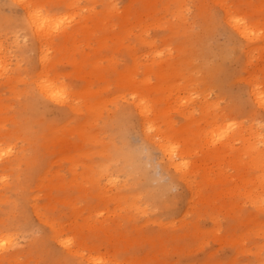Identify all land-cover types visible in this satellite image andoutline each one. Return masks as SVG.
Returning <instances> with one entry per match:
<instances>
[{
	"label": "rangeland",
	"instance_id": "374dc122",
	"mask_svg": "<svg viewBox=\"0 0 264 264\" xmlns=\"http://www.w3.org/2000/svg\"><path fill=\"white\" fill-rule=\"evenodd\" d=\"M214 1L37 0L34 6L44 14H54L57 22L48 41L41 40L39 44L19 24L15 27L17 35L7 29L0 31V49L5 50L1 54H5L8 67L7 74L0 70V140L2 144H16L24 155L12 166L6 155L0 157V172L6 170L5 174L0 173V235L3 231L5 235L4 240L0 236V243L5 245L0 244L1 252L4 251L0 253V261L3 260L0 264H264V182L255 179L261 171L247 167V162L239 165L229 157L218 160L204 155L207 150L220 147L236 124L243 125L241 134L245 137L252 136L248 127L253 121L263 127L259 130L264 134V103L252 95L249 81L253 77L260 89L264 88V51L249 52L251 47L228 23L223 7L227 4L233 15L244 10L250 18L263 21L264 0ZM0 2V24L5 22L9 27L13 22L15 26L9 16L12 11L23 15L22 8L7 4L6 0ZM108 5L116 11L113 15L105 14ZM126 7L131 11L143 10L146 26L142 28L140 21L130 16L128 26L131 25L132 32L128 39L122 33L120 18ZM94 15L97 16L93 18ZM84 21L87 29L85 26L75 32L73 27ZM69 30L72 36L65 38ZM139 36L141 40L153 41L152 45L139 42ZM260 36L250 45H264ZM39 51L41 54L47 51L46 55L56 60L51 68L42 70L37 62ZM130 52L132 57L138 56L134 59L144 65L151 63L155 70L161 64L177 73L174 79L178 85L171 92L143 93L155 111L154 125L149 128L152 123L144 124L148 140L132 106L137 96L118 83L119 72L131 62ZM153 59L156 62L152 63ZM7 75L12 76L10 81ZM41 79H55L72 101L57 103L42 95ZM156 82L152 75L151 83ZM84 90L92 92H77ZM259 95L264 101V92ZM85 99L99 103L96 118L87 130L95 129L103 144H86L89 151L86 156L76 158L80 162L76 160L77 171L83 170L86 163L103 165L106 170L98 174V186L86 178L84 181L72 177L71 164L58 152L64 148L60 146L62 142L52 140L54 127L74 126L88 116L84 109L79 114L71 110L72 104L84 108ZM213 111L217 116L207 113ZM188 117L192 120L190 129L200 136L187 158L189 168L193 166L195 170L183 180L172 168L161 169L156 163L161 154L155 142L161 139V134L167 140L170 135L174 138L172 128L185 124ZM233 122L236 124L229 127ZM218 128L224 130L222 135L217 134ZM120 134L126 142L118 137ZM73 137L70 135L68 139L74 142L77 138ZM75 143L78 145L79 140ZM107 143V150L112 151L109 154L105 149L102 154ZM232 144L235 151L243 146L238 139ZM72 145L68 144L63 151L73 154L76 146ZM24 146L28 148L26 152ZM257 146L264 148V136ZM123 147L141 151L148 181L142 172L133 171L129 175L127 172L129 179L123 177L125 172H117ZM105 162H110V167ZM109 174L116 176L117 183H110ZM123 180L130 186L135 183L138 189L129 185L128 188ZM143 182L149 187H142ZM6 233L13 237L9 240ZM64 239L68 245L60 243ZM15 254L18 260H14Z\"/></svg>",
	"mask_w": 264,
	"mask_h": 264
},
{
	"label": "bare ground",
	"instance_id": "6f19581e",
	"mask_svg": "<svg viewBox=\"0 0 264 264\" xmlns=\"http://www.w3.org/2000/svg\"><path fill=\"white\" fill-rule=\"evenodd\" d=\"M37 0H6V3L7 4H18L22 10H23V15H19V14H16V12L12 11V15L11 17L9 16V18H11L14 22H15V26L13 25V22L12 23H9L10 26L7 27L5 25L7 24H4V23H1L0 24V31H4V29H7L9 30L10 32H15V34L17 35L18 33H16V26H19L20 27H25L27 30H29L34 38L38 41L36 42H39V44L41 43V40H45L48 41L49 39H47V37H49L48 35H50V33H52L53 29H54V26L55 24L57 23L56 20L54 19L55 18V15L54 14H49V12L47 14H44L42 12H40V10H38L35 6H34V3L36 2ZM216 1H219V0H216ZM5 2V1H4ZM184 2V1H183ZM213 2L215 3V1L213 0ZM5 3V4H6ZM139 3V2H138ZM234 3V2H233ZM254 3V2H253ZM183 4V3H182ZM224 4V3H223ZM222 4V5H223ZM4 5V3H3ZM226 6H223L224 9H225V15H226V18H227V21L228 23L232 26V28L234 29V31L239 34L240 36L244 37L245 38V41L247 42V45L249 46L250 50L249 52H251L252 50L255 51V53H259L261 50L264 51V45H250V44H254L255 41L257 40L258 36L261 34V38L264 40V20L263 21H260V20H254L253 18H250L249 15L243 11H241V9H239V11L241 12H238L237 15H233L232 12L230 11V7L227 6V4H225ZM234 5V4H233ZM242 5V4H241ZM247 5V4H246ZM2 4L0 2V9L2 8L1 7ZM8 6V5H7ZM130 6V4H129ZM236 6H238V4H236ZM244 6V5H243ZM249 6V5H247ZM5 7V6H4ZM14 7V6H13ZM183 7V6H182ZM181 7V9H182ZM222 7V6H221ZM222 7V8H223ZM232 7V6H231ZM235 7V5H234ZM8 8V7H7ZM238 8V7H237ZM245 8V7H244ZM247 8V7H246ZM5 9V8H4ZM16 9V8H15ZM126 9L122 15H121V28H122V33L124 35V37L126 39H128L127 37L129 36V34H131V25L128 26L129 24V18L130 16H135L136 20H138V22L140 21L139 23V26H142V28L145 26V22H143V19H142V16L145 15L144 11L141 10V11H131L130 7H126L124 8ZM249 10V8H248ZM1 11V10H0ZM6 11V10H5ZM10 11V10H9ZM253 11V10H252ZM116 12L113 7L109 6L108 5V8L106 7V10H105V14L106 15H113V13ZM259 11H257L258 13ZM95 13V12H93ZM237 13V11L235 12V14ZM8 14V13H7ZM260 14V12H259ZM264 14V12H263ZM262 14V15H263ZM252 15V14H251ZM91 16V15H90ZM97 16V15H94L92 16L93 18ZM182 16V15H181ZM253 16V15H252ZM251 16V17H252ZM256 16V14H255ZM261 16V15H260ZM264 16V15H263ZM1 17V16H0ZM3 18V17H2ZM257 18V17H255ZM96 20L94 21V23H96L95 26H98L97 24V20L98 18H95ZM99 19H102V17H99ZM10 20V21H12ZM148 20V19H147ZM2 21V19L0 20ZM225 21V20H224ZM142 22L144 24H142ZM156 22H157V19H156ZM226 22V21H225ZM86 23L84 21V23H78L75 27H73L74 31L77 32L78 30H83L86 26ZM227 23V24H228ZM158 24H159V21H158ZM18 26V27H19ZM5 27V28H4ZM17 27V28H18ZM23 28V29H25ZM71 28V27H70ZM146 28V26H145ZM20 30V28H18ZM86 29H87V26H86ZM21 31V30H20ZM60 31V30H59ZM72 30H69V33L67 32V34L64 36L65 38L66 37H70L72 36V32H70ZM87 31V30H86ZM144 31V29H143ZM142 31V32H143ZM6 32V31H4ZM62 32V31H61ZM11 33V35H13ZM55 34V33H54ZM53 34H51L50 36H52ZM15 36V35H14ZM58 38V36H57ZM56 39V37H55ZM230 39V38H229ZM60 40V39H59ZM138 40L139 42H141L142 44L146 45V46H151L153 41H146V40H141V37L139 36L138 37ZM55 41V40H54ZM228 41V40H227ZM226 41V42H227ZM61 42V41H60ZM236 42V41H235ZM55 44V43H54ZM57 45H59L57 43ZM128 46V45H126ZM22 47V46H21ZM230 49V48H229ZM39 50H41V47L39 46ZM43 51V50H42ZM1 52H5V50H1L0 49V70L1 72L3 71L4 73L7 71V66H6V61L4 60V57L3 55L5 54H1ZM40 52V51H39ZM246 52V51H245ZM253 52V51H252ZM22 53V52H21ZM20 53V54H21ZM42 52H40L39 56V60L37 59V62L39 61L40 62V66L42 67V70H46V69H49L53 66L54 64V61L56 62V60H53L51 59L52 57L49 58V55H46V53H48L47 51H44V54H41ZM134 54V53H133ZM217 54V53H216ZM220 54V53H219ZM7 55V54H6ZM58 55V54H57ZM130 55H131V62L129 65H125V68H123L120 72H119V76H118V83L120 84L121 87L123 88H126L128 91L127 92H131L133 93L135 96H137V99L133 98L132 100V106L134 108V110L137 112V114L139 115L140 117V128L141 130L143 131L142 133H144V137L147 138L148 140V136H147V131L144 129V124L146 122H150L152 123L149 128L151 126L154 125V122H155V111H154V108L152 105L149 104V100H148V97L146 95V98L143 97V93L144 92H171V90H173L178 84L177 82L175 81L174 79V76L177 75L176 71L174 70V68H164L161 66V64L158 65V67L155 69H153L151 67V63H150V66L149 65H144L143 63L144 62H140L138 59H134L135 57V54L134 56L132 57V52H130ZM71 56V55H70ZM222 56V55H221ZM56 57V55H54V58ZM59 57V56H58ZM251 57H254L253 55H251ZM135 58H138V56H136ZM256 58V57H255ZM59 59V58H58ZM81 59V58H80ZM220 60V58H219ZM253 61V60H252ZM152 63L153 62H156V59H153L151 61ZM251 61L248 62V64H250ZM210 64V63H209ZM218 65V64H217ZM7 67V68H6ZM80 67V65H79ZM78 67V68H79ZM140 67H143V69H139ZM46 68V69H45ZM141 70V72L139 73V71ZM2 72V73H3ZM11 73V72H10ZM7 74V72H6ZM11 75V74H10ZM10 75H7V78L8 80L10 81L11 80V77ZM155 76L157 78V84L153 85L151 83V77ZM14 79V78H13ZM257 79L255 78H251L249 81L251 83V89H250V92H252V95L255 97V99L259 102H262L264 103V101L261 100V96L259 95V92H264V88L263 89H260V87L257 85V82H256ZM264 83V81H263ZM14 84V83H13ZM125 89V90H126ZM39 92H42V95H45V97H48V99H52L53 101H57L58 102H71L72 99H70L69 97H67V92L63 89L62 86H60L59 84H57V81L55 79H51L50 81H47V80H40V83H39ZM77 92H92L90 90H84V91H77ZM81 98H83V96L80 95ZM85 97V96H84ZM25 102V101H24ZM59 104H63V103H59ZM125 104V103H124ZM208 105V104H207ZM206 105V106H207ZM5 106V105H3ZM98 106H99V103L98 101H94V102H91L89 101L88 99H85L84 100V108H82V105L80 104L79 105H75V104H72L71 105V110H73V112H81L83 109L84 111H86V114L88 115L82 122L76 124V125H68V124H63L62 126H59V127H54L51 131L52 134V140L54 139V143L55 142H62L60 143V146L62 144V146H64L63 150L64 149H67L68 148V144H74L72 146H76L75 149L73 150L74 153L71 154L67 151H63V150H59L58 152L60 153V156L61 158H64V160H67L70 164H71V167H70V174L72 172L74 178L78 177V178H82L84 179L85 181V178L88 179L90 182H92V184H97L98 186V183H97V176L98 174H101L104 169L106 170V168L103 167V165H100V164H91V163H86L83 165V170H81L80 172L77 171V162H78V159H76L78 156L81 158V157H84L87 155V152L89 151V149L86 148V144H90L91 146V143L92 144H95V145H100V144H103V142H101V140L98 138V136L96 135V132H94L95 129H93V131L91 130H87L89 129L88 128V125L95 120L96 118V113L98 111ZM205 106V107H206ZM0 107H2L0 105ZM35 107V106H34ZM118 107V106H117ZM121 107V106H120ZM204 107V108H205ZM119 108V107H118ZM117 108V109H118ZM203 108V109H204ZM6 109V108H5ZM5 109L3 111H5ZM118 111V110H117ZM14 112V111H13ZM159 112H162L161 110H159ZM5 113V112H4ZM207 113H210V114H214L217 116V114L213 111V112H207ZM79 114V113H78ZM27 115V114H26ZM101 115V113H100ZM12 116V115H11ZM151 116V117H150ZM114 117V116H113ZM116 117V116H115ZM92 118V119H91ZM98 118V117H97ZM214 119L216 117H213ZM82 120V119H81ZM90 120V121H89ZM217 120V119H216ZM215 120V121H216ZM109 121V120H108ZM98 121H96L95 123H97ZM192 122V120H190V117H188L187 121L185 122V124L179 126L178 128H175V126L172 128V133L174 135V138L171 137H168V140L161 134V139L156 141L155 142V146L157 147L158 149V152H160L161 156L159 157V159L157 160V164L161 167H162L166 170V168H172L175 172H177V174L179 173V178L185 180V179H188L190 175H192V173L194 172V168L193 166L191 168H189V163H188V159L189 158L188 156L192 153V147H193V143L195 142L196 139H199V134L194 130L190 129L189 125L190 123ZM66 123V122H64ZM105 123V122H104ZM113 123V122H112ZM62 124V123H61ZM101 124V123H99ZM116 124V123H115ZM236 124V122H233L231 124H229V127H231V125H234ZM104 125V124H103ZM167 127L170 128L171 127V124L169 122H167ZM99 126V125H98ZM102 126V125H101ZM99 126V127H101ZM259 127L263 130V127L259 124H256L254 123H251L250 122V125H249V129H250V132H251V135L252 136H248V137H245L244 134H241V132L243 131V125L242 124H236L234 126L233 129L230 130V132L228 133V136L227 137H224V140L220 143V147H217V148H214V149H210V150H207L204 155L206 156H212L218 160L220 159H223L225 157H229L231 160H234V162H237L239 165H243L247 162V167L251 168V169H255L256 170H260L261 172L259 174H256L255 176V179L259 182V183H262L264 182V148L260 149L258 146H257V143L260 142L262 140V137L264 136V134L262 133L261 135V132L259 130ZM103 128V127H102ZM101 128V129H102ZM92 129V128H91ZM47 130V129H46ZM103 130V129H102ZM48 133V131H46ZM45 132V133H46ZM224 132L223 129H219L218 128V132L217 134L218 135H222V133ZM26 133V132H24ZM69 134V135H67ZM116 134V133H115ZM70 135H74L75 138H77L79 140V144L77 145L75 142H77V139H75V141L71 142L69 139H68V136ZM117 136V135H116ZM131 136V135H130ZM20 137V136H18ZM73 137V138H74ZM118 137L120 138H123V135L120 134ZM125 139V138H123ZM240 140V142L242 141L243 143V146L238 150V151H235L234 150V147H233V144L232 142L234 140ZM6 140V139H5ZM151 139H149L150 141ZM7 141V140H6ZM8 141L10 142V140L8 139ZM131 141V140H130ZM145 142V140H143ZM152 141V140H151ZM150 141V142H151ZM197 141V140H196ZM125 142H126V139H125ZM124 140H123V143H125ZM179 142V143H178ZM3 142H1L0 140V145L2 144ZM15 143V141H14ZM22 143V142H21ZM52 143V141H51ZM53 143V144H54ZM128 143V142H127ZM126 143V144H127ZM136 143H138L136 141ZM154 143V141H153ZM58 144V143H57ZM57 144H55L57 146ZM118 144V143H117ZM120 144V143H119ZM126 144H124L126 146ZM196 145H198L197 143H195ZM194 144V146H196ZM3 146H0V157H2L1 155H6L7 157V162L9 163L10 166H12L16 160H20V158H24V155L22 154V149L20 148L17 149L15 145H12L10 143H5V144H2ZM54 145V146H55ZM106 145V144H105ZM105 145L103 146L104 149L102 150L100 147V150H102V154L103 152H107V147H108V143L106 145V148H105ZM115 145V144H113ZM121 145V144H120ZM50 146V145H49ZM110 146H112V144H110ZM102 147V148H103ZM25 148V146H24ZM39 148V147H38ZM55 148V147H54ZM97 148V147H96ZM98 148V150H99ZM109 148V147H108ZM115 148H116V145H115ZM120 148V147H119ZM117 149L120 151V149ZM125 147H123L124 149ZM137 148V147H136ZM196 148V147H195ZM28 149V148H27ZM25 148V151L27 150ZM41 150H43L42 148H39ZM72 149V148H71ZM100 150L97 151L98 154H100ZM112 151V148L109 149V151ZM115 150V151H117ZM156 150V149H155ZM44 151H47V150H44ZM72 151V150H71ZM70 151V152H71ZM91 151V150H90ZM108 151V152H109ZM118 151V152H119ZM154 151V150H153ZM20 152H21V156H20ZM47 152H50V151H47ZM94 152V150L92 151ZM104 152V153H105ZM155 152V151H154ZM95 153V152H94ZM112 153V152H111ZM120 155H122V159L119 163H121V165H119L118 167L120 168L117 172L120 173L119 171H123L125 172V175L127 172L128 175L131 174L130 172H133V171H138L139 172H142L144 178L146 177L144 174H146V172L144 173V168L143 165V161L140 159V154H141V151L140 150H135L133 148H130V147H127V149L125 148L123 150V152L121 151ZM146 153V156L148 157V149H146L145 151ZM227 153V154H225ZM110 154V152H109ZM112 154H115L114 152ZM26 155V154H25ZM108 155V154H107ZM117 156L119 154H116ZM93 156V155H92ZM105 156V154L103 155ZM110 157V156H109ZM114 157V156H113ZM120 157V156H119ZM27 158V156L25 157ZM56 158V157H55ZM89 158V157H87ZM107 157H105L106 159ZM112 158V157H111ZM121 158V157H120ZM118 157L115 159L117 160ZM150 159V158H149ZM245 159H247V161H245ZM77 160V162H76ZM109 160L111 161L112 159L109 158ZM21 161V160H20ZM63 161V160H61ZM97 161V160H96ZM96 161L94 163H96ZM113 161V160H112ZM240 161V162H239ZM2 162V161H1ZM19 162V161H18ZM33 162V161H32ZM98 162V161H97ZM101 162V160L99 161ZM118 162V160H117ZM29 163H31L29 161ZM34 163V162H33ZM47 163V162H46ZM58 164H60L59 162H57ZM80 163V162H78ZM110 163V162H109ZM107 162H105V165H107L108 167H110ZM118 163V164H119ZM2 164V163H1ZM19 164V163H18ZM50 164V163H48ZM55 164V163H54ZM116 164V163H115ZM117 164V165H118ZM111 165V164H110ZM113 165V164H112ZM6 166V165H5ZM70 166V165H69ZM105 166V167H107ZM155 166V165H154ZM7 167V166H6ZM116 167V165L114 166ZM113 167V168H114ZM85 168V169H84ZM157 168V167H156ZM3 169V168H2ZM5 169V168H4ZM8 169V168H6ZM21 169V167H20ZM29 169V168H28ZM27 169V171H28ZM55 169V168H54ZM65 169V168H64ZM82 169V168H80ZM112 169V168H111ZM9 170V169H8ZM23 170V169H22ZM58 170V169H57ZM115 170V169H114ZM6 170H4L5 172ZM16 171V170H15ZM17 171H19L17 169ZM46 171V169H45ZM44 171V173H45ZM111 171V170H109ZM147 171V170H145ZM253 171V170H252ZM2 170H1V175L2 173H4ZM11 172V170L9 171ZM21 172V171H20ZM24 171H22L23 173ZM30 172V171H29ZM116 172V171H115ZM116 172V173H117ZM154 172V171H153ZM167 172V171H166ZM257 172V171H256ZM8 172H6V175ZM13 173V172H12ZM17 173V172H15ZM20 173V174H22ZM48 173V172H46ZM56 174V171L54 172ZM107 173V172H106ZM105 173V174H106ZM155 173V172H154ZM168 173V172H167ZM172 173V172H171ZM169 173V175L171 174ZM249 173V172H248ZM5 174V173H4ZM29 174V173H28ZM53 174V173H52ZM58 174V173H57ZM133 174V173H132ZM173 174V173H172ZM42 175V174H41ZM60 175V174H59ZM113 175H114V171H113ZM118 175V174H116ZM124 175V174H123ZM122 175V176H123ZM138 175V174H137ZM136 175V176H137ZM147 175V174H146ZM165 175V174H164ZM168 175V176H169ZM204 176V174H202ZM18 176V175H17ZM43 176V175H42ZM52 176V175H51ZM56 176V175H55ZM71 176V175H70ZM110 176V174L108 175ZM176 176V175H174ZM2 177V176H1ZM112 175L109 177V180H110V183L112 184H115L117 183L115 181V177L116 176H113L112 178ZM125 178H127V175L126 176H123ZM129 177V176H128ZM132 177V175H131ZM142 177V176H141ZM173 177V176H171ZM205 177V176H204ZM19 178V177H18ZM17 178V179H18ZM52 178V177H51ZM60 178V177H59ZM139 178V177H138ZM142 178V179H144ZM147 178V177H146ZM148 178H149V175H148ZM147 178V180L145 181H148L149 179ZM170 178V177H169ZM58 179V177H57ZM129 179V178H127ZM172 179V178H171ZM60 180V179H59ZM117 180V179H116ZM152 180V179H151ZM160 180V179H159ZM177 180V179H176ZM175 180V181H176ZM248 180V178H246V181ZM77 181V179H76ZM118 181V180H117ZM122 181V180H121ZM124 181V180H123ZM125 181H127L125 179ZM124 181V182H125ZM137 182L139 181H142V180H136ZM144 181V180H143ZM144 181V182H145ZM173 181V180H172ZM123 182V183H124ZM131 182V181H129ZM144 182L142 183V187H147V185L144 186ZM43 183V182H42ZM73 183L70 182L69 185H71ZM121 183V182H119ZM126 183V186L129 185V183L127 184ZM176 183V182H175ZM87 184V183H86ZM132 184V183H130ZM145 184H147V182H145ZM135 183H133V186L132 187H135L134 186ZM149 185V184H148ZM161 185V184H159ZM10 186V185H9ZM124 185H122V188ZM130 186V185H129ZM128 186V188H129ZM130 186V188H131ZM141 186V185H139ZM138 186V187H139ZM154 186V185H153ZM173 186V185H172ZM12 187V186H11ZM71 187V186H70ZM120 187V184L119 186ZM141 187V188H142ZM145 187V188H146ZM149 187V186H148ZM147 187V188H148ZM137 188V186L135 187ZM140 188V189H141ZM144 188V189H145ZM152 188V187H150ZM159 188V186H158ZM164 188V187H163ZM121 189V188H119ZM138 189V188H137ZM139 189V190H140ZM154 189V188H153ZM161 189V187H160ZM166 189V187H165ZM163 189V190H165ZM131 190V189H130ZM133 190V189H132ZM131 190V191H132ZM146 190V189H145ZM158 190V189H157ZM163 190H161L160 192H162ZM120 191V190H119ZM126 191V190H124ZM134 191H137V190H134ZM144 191V190H143ZM147 191V190H146ZM145 191V192H146ZM93 192H96V191H93ZM123 192V191H122ZM127 192V191H126ZM138 192V191H137ZM152 192V191H151ZM149 192V193H151ZM159 192V191H158ZM159 192V193H160ZM125 193V192H124ZM158 194V193H157ZM119 195V194H118ZM151 197V196H150ZM9 201V200H8ZM6 204V203H5ZM77 213V212H75ZM74 216V215H73ZM75 217V216H74ZM18 218V217H17ZM27 218V217H26ZM73 219V218H72ZM245 219V218H244ZM4 220V219H2ZM247 221V219H245ZM245 221V222H246ZM2 222V221H1ZM24 222V221H23ZM249 222V221H248ZM5 223V222H4ZM75 223V222H74ZM85 223V222H84ZM26 226V223H24ZM83 225V224H82ZM85 225V224H84ZM248 225V224H247ZM5 227V226H4ZM89 227V226H88ZM87 227V228H88ZM96 228V227H95ZM253 228V227H252ZM250 230V229H249ZM9 231V230H7ZM6 231V232H7ZM247 231V230H246ZM15 233V231H13ZM17 232V231H16ZM19 232V231H18ZM26 232V231H25ZM4 231L1 233V239L3 236H5L4 234ZM12 233V232H11ZM9 232V234H11ZM3 234V235H2ZM9 234L7 235L6 233V236L10 237ZM13 234V233H12ZM26 235V234H25ZM15 236V234H14ZM13 237V235H12ZM10 237L9 240L12 238ZM29 237V236H28ZM0 239V240H1ZM60 239V238H59ZM4 240V239H2ZM1 240V241H2ZM15 240V238H14ZM14 240L10 241L12 244L14 242ZM61 244H63L64 242L66 243V245H68L67 243V239H64V240H60ZM64 241V242H62ZM8 241V243H10ZM10 243V245H12ZM16 243V242H15ZM14 243V244H15ZM1 245L3 244V242L0 243ZM6 245L7 242L5 243ZM3 246H5L3 244ZM2 246V247H3ZM64 246V245H63ZM76 246V245H75ZM8 247V246H7ZM10 247V246H9ZM12 247V246H11ZM10 247V248H11ZM15 247V246H13ZM65 248H67L66 246H64ZM72 247V246H71ZM0 249L2 250V248L0 247ZM4 249H7L6 247H4ZM74 249V248H73ZM77 249V248H76ZM75 249V251H76ZM0 250V253H3L1 252ZM12 250V249H10ZM17 250V249H16ZM66 250V249H65ZM78 250V249H77ZM14 251V250H12ZM11 251V252H12ZM71 251V250H70ZM73 251V252H75ZM8 252V251H7ZM10 252V253H11ZM69 252V251H68ZM18 254V251L16 252ZM28 253V252H27ZM67 253V252H65ZM76 253V252H75ZM74 253V254H75ZM5 254V253H4ZM68 254V253H67ZM70 254V253H69ZM77 254V253H76ZM2 255V254H1ZM16 255V254H15ZM30 255V254H28ZM79 255V253H78ZM11 258H12V255H10ZM17 256V255H16ZM31 256V255H30ZM29 256V257H30ZM62 256V254L60 255ZM1 257V256H0ZM4 257V256H3ZM8 257V256H7ZM57 257V256H56ZM6 258V257H5ZM32 258V257H31ZM4 259V258H2ZM7 259V258H6ZM14 259V258H13ZM64 259V257H63ZM77 259V258H76ZM5 260V259H4ZM14 260H18V256H17V259L15 258ZM66 260V259H65ZM10 261V260H9ZM67 261V260H66ZM0 262H3L0 261ZM9 263V262H8ZM12 263V262H11ZM75 263V262H74ZM5 264V262L3 263ZM10 264V263H9Z\"/></svg>",
	"mask_w": 264,
	"mask_h": 264
}]
</instances>
